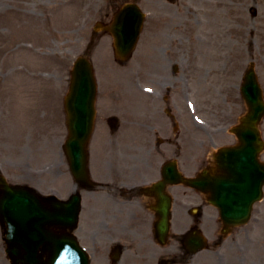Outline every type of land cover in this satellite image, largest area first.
Returning a JSON list of instances; mask_svg holds the SVG:
<instances>
[{
    "label": "rangeland",
    "instance_id": "1",
    "mask_svg": "<svg viewBox=\"0 0 264 264\" xmlns=\"http://www.w3.org/2000/svg\"><path fill=\"white\" fill-rule=\"evenodd\" d=\"M139 3L146 13V23L128 62L135 73H140L135 80L142 82V72L136 71L137 66L143 64L146 53H153L151 47L149 50L145 47L146 24L151 17L155 22L171 19L173 25L166 31L172 33L174 24L182 21L183 47L194 48V84L188 91L182 87L181 97L187 112L188 103L194 104V150L200 164L205 153L229 140V134L223 130L244 109L239 86L250 61L264 91V0H139ZM110 4L111 0H0V163H4L0 172L13 183L67 193L64 186L67 168L60 150L66 136L62 98L73 61L85 50L90 27L98 16L96 12L101 7L109 9ZM163 37L161 42L166 48L173 40ZM102 42L103 46L91 52L96 77L103 87L109 84L118 91L113 81L127 80L131 71L128 68L118 72L114 66L110 73L99 70L114 64L111 39L103 37ZM188 72L191 77V71ZM132 103V98L124 97L127 109ZM41 108L45 109V120L34 117ZM103 155L96 151L95 159L94 152L90 153L92 169L103 165ZM49 165L50 169L46 168ZM255 211L254 219L243 227L249 229L247 237L236 243H232V236L228 237L219 248L196 255L195 262L264 264V202L258 203ZM89 212L85 211L88 223L94 219V213L90 218ZM258 215L259 222H255ZM117 224L122 225L121 219ZM201 229L212 243L214 224L202 225ZM78 232L90 240L98 238L95 226L81 227ZM93 247L95 253L104 251L99 243ZM97 263L96 258L91 260V264ZM0 264H11L5 254L1 228Z\"/></svg>",
    "mask_w": 264,
    "mask_h": 264
},
{
    "label": "flooded vegetation",
    "instance_id": "2",
    "mask_svg": "<svg viewBox=\"0 0 264 264\" xmlns=\"http://www.w3.org/2000/svg\"><path fill=\"white\" fill-rule=\"evenodd\" d=\"M130 1L111 0L109 9L108 6L98 9L94 24L106 28L120 7ZM87 15L90 16L88 11ZM172 25L171 19L155 22L151 17L147 21L145 47L148 50L151 47L153 53H146L143 64L137 66L136 71L142 72V82L135 80L140 73H135L133 66L116 59V71L130 68L127 80L113 81L118 91L112 89L108 82L109 87L98 85L94 134L102 135L99 144L105 159L100 169H95L92 183L80 190L82 204L98 217L97 242H101V246L104 244V231L114 229L127 233L125 243L105 246L104 254L98 253L97 261L101 264H198L194 259L196 255L191 252L194 248L190 240L195 230L209 223L214 224L217 232L212 246L220 247L224 241L222 224L208 203L209 193L182 182L183 178L201 180L200 174L204 170L208 179L215 164L211 157L204 159L194 172V162H198L197 150H194V119L185 110L181 97V88L194 84V48L183 47L182 21L174 24V33L166 31ZM105 34L104 31H94L92 27L85 54L100 47ZM163 36L173 40L166 48L161 42L165 39ZM188 71H191V77ZM142 87L148 88L149 93L142 94ZM127 96L133 99L128 109L123 104ZM240 114L231 125L239 122ZM259 129L264 135V126ZM235 144L236 139L229 134L224 146ZM168 152L172 157L167 158ZM258 160L264 163V150ZM167 164H173L174 178L180 182L170 179L172 182L164 184L162 173ZM162 183L164 186L159 191ZM158 193L170 199L171 231L168 242L162 246L156 242L158 236L153 239L154 210L160 205ZM108 219L113 220V225L108 223ZM119 219L122 225L117 224ZM248 230L242 227L230 229L232 243L247 237ZM248 241L252 240L248 238ZM148 243L152 245L148 246ZM116 250L119 257L114 262L112 258Z\"/></svg>",
    "mask_w": 264,
    "mask_h": 264
},
{
    "label": "water",
    "instance_id": "3",
    "mask_svg": "<svg viewBox=\"0 0 264 264\" xmlns=\"http://www.w3.org/2000/svg\"><path fill=\"white\" fill-rule=\"evenodd\" d=\"M143 14L135 5L125 6L117 15L113 31L114 51L128 57L133 51L142 29ZM247 106V115L241 120V126L235 129L240 141L242 153H229L220 149L215 156L218 164L216 177L204 181L203 189L211 193V202L218 208L219 215L226 225L242 224L250 217L255 197H247L246 211L238 214L232 208L230 212L225 206L226 179L234 182L241 179L245 167L246 152L261 150V142L257 130L264 117V100L262 90L254 74L253 64L245 72L240 88ZM96 83L90 62L84 57L75 60L71 72L69 91L64 99L67 114L68 137L64 150L68 156L73 177L78 181L87 180L86 147L91 136L94 120V102ZM227 161L231 162V174H224ZM234 167L239 171L237 175ZM264 184V166L262 169ZM226 178V179H225ZM197 187V183L194 182ZM0 223L4 228L6 253L12 264H88L85 254L78 247L76 239L65 230L73 231L77 225L80 198L74 195L69 203L55 198L43 200L32 190L22 187H11L0 178ZM260 197V188H259ZM168 207L161 208L159 213V233L165 237L168 230ZM229 208V205H228ZM54 229L61 230L57 233ZM195 251L204 249L205 240L194 238Z\"/></svg>",
    "mask_w": 264,
    "mask_h": 264
},
{
    "label": "bare ground",
    "instance_id": "4",
    "mask_svg": "<svg viewBox=\"0 0 264 264\" xmlns=\"http://www.w3.org/2000/svg\"><path fill=\"white\" fill-rule=\"evenodd\" d=\"M212 41H213V42H215V40H214V39H212Z\"/></svg>",
    "mask_w": 264,
    "mask_h": 264
}]
</instances>
